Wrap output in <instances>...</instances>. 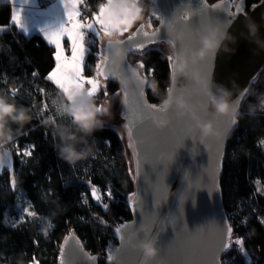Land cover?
I'll return each instance as SVG.
<instances>
[{
	"label": "trees",
	"instance_id": "trees-1",
	"mask_svg": "<svg viewBox=\"0 0 264 264\" xmlns=\"http://www.w3.org/2000/svg\"><path fill=\"white\" fill-rule=\"evenodd\" d=\"M259 1L243 0V3L249 9ZM143 3L154 7L151 0H143ZM152 18L155 28L160 18L154 14ZM1 24L9 27L0 31V93L30 108L33 119L12 143L0 147V153L7 154V161L12 162L16 182L13 189L10 170L0 168V264H20L21 261L27 264L33 257L41 264H58L62 242L71 230L77 232L86 250L98 257V264H106L109 246L118 242L114 228L130 220L129 202L136 191L135 175L130 171L124 143L116 128L102 116L103 128L88 137V143L93 145L92 153L74 163L61 158L57 147L59 137L54 136L51 126L42 123L49 116L60 124L71 123L58 110L66 96L45 79L55 65L53 47L38 33L26 35L14 26L9 3L0 2ZM93 38L92 34L86 37L89 41ZM95 39L96 44H89L85 76L91 77L96 72L101 43L98 37ZM169 56L168 51L152 43L146 46L143 55L134 50L129 60L144 75L152 69L148 81L155 78L163 94L171 85ZM140 60L144 62V72L136 64ZM33 73L38 76L34 77ZM253 80L248 88L250 94L241 101V116L236 119V127L227 142L220 179L233 237L245 238L243 248L247 255L238 245H233L222 254L223 264H264V224L260 223L264 218V144L261 143L264 141V110H258L255 116L248 115V105L256 102L253 93H264V64ZM105 85L107 95L121 89L116 78L108 79ZM13 90L16 95H12ZM107 95L102 90L94 96L97 105ZM145 96L150 103L159 104V97L149 88L145 89ZM43 103L49 107L41 112ZM40 134L52 149L50 155L37 147L30 156L18 155V149L25 148L18 145L19 141L31 143ZM78 183L87 188L99 187L105 199L106 193L111 191L107 210L98 201L79 205L65 198L63 187ZM29 207L35 216L22 212ZM242 220L247 221L246 225Z\"/></svg>",
	"mask_w": 264,
	"mask_h": 264
},
{
	"label": "water",
	"instance_id": "water-1",
	"mask_svg": "<svg viewBox=\"0 0 264 264\" xmlns=\"http://www.w3.org/2000/svg\"><path fill=\"white\" fill-rule=\"evenodd\" d=\"M216 5L220 7H214ZM254 5L258 7L254 9L252 6L246 9L244 4V15L238 16L228 27V31L237 38L236 43H229L230 50H221L215 57L206 60L208 75H211L216 82L231 89L233 99L238 96L243 99L245 89L251 86L253 79L264 64V49L246 38L245 16L258 22L260 37L264 33V28L261 27V24L264 23V19H262L264 17V0H260ZM154 8L153 14L159 16L160 21L155 25V28L151 30L144 28V30L153 32L159 29L153 43L161 40L169 43L171 41V50L176 54L181 51V45L196 48L197 36L195 33L200 26L202 16L214 17V22L219 20L225 24L228 12L236 11L233 0L231 2L220 0L214 3L207 0H154ZM126 38L123 37L120 40H126ZM142 39V35L138 36L136 42H140ZM106 46L107 44L104 46V52ZM119 47L125 51L121 76L118 80L124 97L122 119L126 125L130 118V112L126 113L125 109L129 108V105L135 106L137 102L134 82L128 74L131 69L135 68L129 60V56L135 49L126 51L124 45ZM105 54L108 53L105 52ZM110 66L106 67V72L109 79H113L108 72ZM136 70L139 72L138 69ZM170 84V88L187 87L192 92L191 101L194 104L203 100L198 91L191 89L189 81L185 77L180 76L179 80H174L172 77ZM125 89L128 92L129 105L124 103ZM242 93L243 95H241ZM141 99L152 104L146 98L145 91ZM188 124L182 123L179 119L173 124L170 119L168 126L159 128L151 119L150 123H146L140 129L144 148L141 152L138 146L133 147L136 195L129 202L131 217L130 220L116 226L114 230L117 227L123 229L124 225L129 227L123 229L121 233L115 231L118 242L109 246L106 264H138V262H142L143 257L140 255L142 251L133 247L128 240L138 235L139 231L144 228L150 229L153 234L157 235L159 254L156 258L171 261L174 264H184L186 261L209 264L211 261V246L218 238L223 226L229 225V215L220 190V179L226 145L236 123H231V118H227L225 135L219 140H210L208 143L211 147L206 152L202 149V154L197 157L195 162L191 160L185 150H177V141L185 137ZM170 125L173 126L170 128ZM197 138H199L198 133ZM134 141L135 137H133L132 143ZM188 143L191 141L189 140ZM0 158L7 161V154L0 153ZM3 167L10 170V177L13 180L12 162L7 161ZM133 201H135L134 205ZM62 243L58 264L61 260V249L67 253L65 264H98V257L86 250L74 230L70 231ZM110 255L113 257L112 260H109ZM221 256L222 254L219 259L222 261ZM92 257L96 259L93 261Z\"/></svg>",
	"mask_w": 264,
	"mask_h": 264
},
{
	"label": "clouds",
	"instance_id": "clouds-1",
	"mask_svg": "<svg viewBox=\"0 0 264 264\" xmlns=\"http://www.w3.org/2000/svg\"><path fill=\"white\" fill-rule=\"evenodd\" d=\"M144 11L143 0H112L106 11V19L112 22L113 31L107 39H119L123 35V30H130L137 22L143 20ZM228 27L230 25L226 26L219 20L212 23L201 33L199 48L176 54V73L194 81L197 91L206 99L194 104L191 101L192 92L187 87L169 88L162 94L159 82L155 78L148 81V88L153 95L159 97L160 108L174 109L180 118L190 117L191 123L187 126L185 137L177 141V150H185L193 162L202 154V149L206 152L211 147L208 143L210 140H219L225 135L227 118L236 120L241 116V105L233 99V91L226 85L216 82L211 75H205L198 67L202 61L215 57L221 50L229 51V43H236L237 38L228 31ZM245 27L248 29L246 38L264 49V39L259 35L258 22L246 16ZM124 57V49L116 47L108 69L113 78H120ZM253 94L256 96V102L248 105L250 116H255L258 110H264V93ZM59 111L69 118L70 125L57 123L52 116L44 119L42 123L51 126L54 136L59 137L60 143L57 147L61 158L74 163L92 153L93 145L88 143V137L97 129L103 128L102 116H110V110L105 106L101 111L95 98L83 93L73 100H68L67 97L62 99ZM32 119L30 108L19 105L10 96L0 93V147L12 143ZM151 119L159 128H164L170 123L167 111H153ZM13 125L17 127L13 128ZM189 140L191 143H188ZM138 247L149 261L154 260L159 254L156 240H142Z\"/></svg>",
	"mask_w": 264,
	"mask_h": 264
},
{
	"label": "snow or ice",
	"instance_id": "snow-or-ice-1",
	"mask_svg": "<svg viewBox=\"0 0 264 264\" xmlns=\"http://www.w3.org/2000/svg\"><path fill=\"white\" fill-rule=\"evenodd\" d=\"M63 7L65 9L64 18L57 19L54 25H47L45 27H40L39 32L42 34L43 38L46 42L53 46V56L55 60V65L52 70L45 77L46 80L51 81L63 94L67 97L68 100H73L76 96L81 95L83 93H87L88 96H96L100 91H104V94L107 95L106 85L101 83V77L107 81L110 77L106 72V67L111 65V60L113 56V52L116 47L120 45H124L126 51H132L133 48L140 52L141 55L144 54V50L146 46L150 43L155 42L158 32L157 29L153 32H148L144 30V25L140 24L139 27L131 32V35L127 36L126 40L120 39H108L107 46L105 52H99L98 54V62L96 64V72L93 76H85L84 70L86 66V57L90 54L89 44H96L98 41L95 37H109L113 31L112 22L106 19V11L108 7L111 5L112 0H107L106 3H100L98 6V11L95 13H91L90 16H84L81 12V6L84 7L85 11H88L86 0H61ZM231 2V0H229ZM34 0H20V7L12 13L11 20L14 26H18L19 29L23 33L28 32V20L24 18L25 8L24 5L33 4ZM219 8V5L214 6ZM236 11L228 12V15L225 20V25H230L234 20L238 18V16L244 15V3L243 0H237L235 4ZM258 7L257 5H253L255 9ZM187 17L185 16V19ZM246 18V16H245ZM264 19V17H262ZM215 18L209 16H202L201 23L199 28L196 31L197 36V46L199 48L200 35L201 33L212 23H214ZM245 25V19H244ZM151 26V24H149ZM261 27L264 28V23L261 24ZM248 31V29L246 28ZM130 30H123V35L128 33ZM89 34L93 35V39L91 41L87 40L86 37ZM142 35V40L140 42H136V38ZM261 38H264V33L261 34ZM171 43V41H170ZM189 49H193L192 47H184L181 45V51H186ZM170 62V68L172 69V77L174 80H179L180 75L175 71V63H176V53L170 55L168 57ZM208 62L202 61L198 67H200L201 71L208 75L206 70V65ZM138 68H144L143 60L138 62ZM152 69H149L147 75L138 72L135 68L131 69L128 73L134 82V87L136 90L137 102L135 106L129 105L128 101V92L125 89V101L126 105H129V108L125 109V112H130V118L128 119V123L125 125L127 129V136L130 141H132L133 137H135L134 143H129V147L138 146L143 151L144 148V140L140 134V129L146 124L151 122V115L153 111L165 112L169 118L175 124L176 120L179 119L182 123H191L190 117L184 116L182 118L177 117L174 109H163L160 108L156 104H148L141 97L144 94L146 88H148V76L151 75ZM34 77L38 76V73L32 74ZM189 85L193 91H197L195 82L191 79H188ZM86 85L88 87H86ZM38 91L43 92V89H38ZM199 92V91H198ZM16 90L12 91V95H16ZM200 97L202 99H206L201 92H199ZM250 94L248 89H245V95ZM242 97L238 96L235 100L236 103H241ZM56 102L53 101V104ZM48 104L43 103L41 108V112L48 109ZM104 105L101 104V111L104 110ZM59 110V109H58ZM231 123H236V120L231 119ZM173 125H170L171 128ZM264 144V141H261ZM34 145L31 147H25L22 150L18 149V155L20 156H30L32 154V150L34 149ZM23 162V161H21ZM7 163L4 159L0 158V168ZM13 189H15V180L11 181ZM91 195L97 201H101L102 197L98 193V189L96 186L91 187ZM108 196H111V191L107 192ZM135 193L132 194L135 197ZM135 201H133V205ZM31 207V206H30ZM28 209H22V212L27 213L29 216H35L36 213L34 211ZM103 207L107 210L108 205L104 204ZM242 224L246 225L247 221L242 220ZM260 223L264 224V218L260 219ZM129 226L124 225L123 229H127ZM122 227H117L115 231L117 233L122 232ZM152 239L157 241V235L153 234L150 229L144 228L139 231V234L131 237L128 242L137 250H139V243L142 240ZM244 237H233V228L231 225H224L222 230L219 233L218 238L212 244V259L209 264H223V262L219 259L220 255L227 252L232 248L233 245H238L239 250L244 253L246 252L243 248ZM140 255L143 257L142 262H138V264H174V262L166 261L160 258H156L155 260H147L144 254L141 252ZM67 257V253L64 249H61V260L60 264H65V260ZM93 261L96 259L95 257L91 258ZM113 257L110 255L109 260H112ZM32 264H39V261L36 260L35 257L32 259ZM184 264H199L197 261H186Z\"/></svg>",
	"mask_w": 264,
	"mask_h": 264
},
{
	"label": "rangeland",
	"instance_id": "rangeland-1",
	"mask_svg": "<svg viewBox=\"0 0 264 264\" xmlns=\"http://www.w3.org/2000/svg\"><path fill=\"white\" fill-rule=\"evenodd\" d=\"M233 3L236 4L237 0H233ZM143 5H144V9H145L144 14H143V20L137 22V24L134 25L133 28L130 29V31L128 33H125L119 39H123V37H127V36L131 35V32L134 31L136 29V27L142 22H143L142 24L144 25L145 29L150 30L153 28L152 21L154 19L152 18V15H153V11L155 8L152 6V4L143 3ZM149 24H151V26H149ZM98 38H99L100 43H101V52H104V46L107 44L106 42L108 41V39H107V37H103L102 35H101V37H98ZM155 45L162 47L165 51H168L170 55H173V51L171 50V46H170V43L168 41L161 40V41L156 42ZM136 64L138 65V62ZM142 71L144 72V68L142 69ZM100 79H101V83L105 84L106 81L103 78H100ZM86 87H88V86L86 85ZM123 100H124L123 92H122V89H120V90L115 91L112 94L105 96L98 106L103 104L104 106L109 107L110 116L104 117V120L109 122L119 132L121 140L124 143V148H125V152L127 155L128 163H130V171L132 174L135 175V163H134L135 155L133 152V147H131V148L129 147V143H132V141H130L128 136H127V129H126L125 123L122 119L123 109H124L123 108ZM105 102H107V105H105ZM19 144L22 145L21 148L28 147V145H30V146L34 145L35 147L41 149V151L45 155H47V154L50 155L52 153V149L46 144L43 134H40L31 143L19 141L18 145ZM90 189L91 188L83 187V184L78 183L74 186L73 185L64 186L62 192H63V195L65 198H67L73 202H76L79 205H84L85 203H89V202H93V201L97 202V200L92 197ZM97 189H98V193L102 197L101 201H98V202H101L102 205H104V204L108 205V199L111 197L107 196V198L105 199L102 196L101 189L99 187H97ZM35 258H36V260L39 261V264H41L40 260L37 257H35ZM1 264H4V263H1ZM27 264H32V259Z\"/></svg>",
	"mask_w": 264,
	"mask_h": 264
},
{
	"label": "crops",
	"instance_id": "crops-1",
	"mask_svg": "<svg viewBox=\"0 0 264 264\" xmlns=\"http://www.w3.org/2000/svg\"><path fill=\"white\" fill-rule=\"evenodd\" d=\"M0 2L9 3L11 5V16L12 13L21 6L20 0H0ZM100 3H106V0H101L99 3H97L96 0H86L88 11H85L84 7L81 6L82 15L90 16L91 13H95L98 11V6ZM24 8V18L28 20V32L25 33L26 35L38 33L42 36V34L39 32L40 27L54 25L57 19L64 18L65 9L61 0H34L33 4L24 5ZM8 27V25L1 24L0 31L6 30Z\"/></svg>",
	"mask_w": 264,
	"mask_h": 264
},
{
	"label": "built area",
	"instance_id": "built-area-1",
	"mask_svg": "<svg viewBox=\"0 0 264 264\" xmlns=\"http://www.w3.org/2000/svg\"><path fill=\"white\" fill-rule=\"evenodd\" d=\"M152 2H154V0H151ZM106 195H107V193H106Z\"/></svg>",
	"mask_w": 264,
	"mask_h": 264
},
{
	"label": "flooded vegetation",
	"instance_id": "flooded-vegetation-1",
	"mask_svg": "<svg viewBox=\"0 0 264 264\" xmlns=\"http://www.w3.org/2000/svg\"><path fill=\"white\" fill-rule=\"evenodd\" d=\"M151 30V29H150Z\"/></svg>",
	"mask_w": 264,
	"mask_h": 264
}]
</instances>
